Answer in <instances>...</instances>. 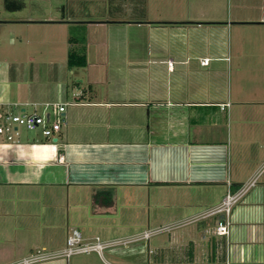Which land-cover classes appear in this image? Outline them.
Returning <instances> with one entry per match:
<instances>
[{
    "label": "crops",
    "instance_id": "obj_1",
    "mask_svg": "<svg viewBox=\"0 0 264 264\" xmlns=\"http://www.w3.org/2000/svg\"><path fill=\"white\" fill-rule=\"evenodd\" d=\"M81 2L0 21L65 37L85 24L87 34L82 68H67L64 49L42 65L0 63V117L65 104L51 140L0 136V264L60 252L70 230L112 242L161 227L170 230L154 247L159 234L32 264H264V0H169L179 8L166 14L137 0L138 16L119 9L130 0H72ZM2 10L21 12L3 0ZM253 179L228 217L207 215ZM225 220L228 234L217 235Z\"/></svg>",
    "mask_w": 264,
    "mask_h": 264
},
{
    "label": "rangeland",
    "instance_id": "obj_2",
    "mask_svg": "<svg viewBox=\"0 0 264 264\" xmlns=\"http://www.w3.org/2000/svg\"><path fill=\"white\" fill-rule=\"evenodd\" d=\"M131 1H136V0H131ZM169 0H154L155 4L160 3V6H151L148 8V10L156 11V12H161V13H168L167 10L172 8L174 10L175 8H179L178 6H168L169 2H165ZM174 1V0H172ZM70 2V3H69ZM182 2V0H181ZM63 4L65 8V12L67 8L73 9L76 8L77 6H80L79 4H83L84 2L78 3L74 5L72 3V0H24V8L21 10V12L17 14H9L5 13L2 10V0H0V21L2 20H10V18H47L51 17V13L54 16H58L55 11H52V8L56 4ZM108 4L107 2H105ZM166 4L167 6H163V4ZM104 4V8L106 9L107 6ZM125 4V3H123ZM121 7L119 8L121 11L125 12V14L132 13L135 16H138L139 12L141 11V6L133 2L128 3V5H120ZM110 11L113 12V7H110ZM127 11V12H126ZM143 13V12H142ZM43 14V15H42ZM153 14V13H152ZM42 15V16H41ZM41 16V17H39ZM95 29V28H92ZM59 30L56 28H53L51 26H0V63L4 62H13L14 59L19 60L22 64L27 63V57H33L35 63L37 64H43L46 62H53L57 61V57L60 58L62 54V50L66 51L64 56H67L68 49L70 48L68 46V32H66V37L63 35H60ZM57 33V34H56ZM56 34V35H55ZM86 36V46L85 49L87 48V34ZM130 36V35H129ZM104 38H102L100 41L106 43L105 40L107 41V38L105 35H103ZM101 38V37H100ZM258 37H256L254 34L246 35L245 37V45H256L258 43ZM133 39H136V37H127V40L130 41V44L132 45ZM240 43V42H239ZM231 44H233V37H231ZM52 48L60 49L61 52L58 51H53ZM48 53V54H47ZM49 58V60H47ZM6 60V61H4ZM6 62V63H7ZM233 63V62H231ZM1 65V64H0ZM80 77L82 79H85L86 72L82 69H78ZM29 70H26V74H28ZM231 80H234V71L233 68L231 67L229 69V74L227 75ZM28 80L30 76H27ZM68 81V86H71V82L73 83L76 80V77H71L70 75H67ZM28 112L32 111V108H27ZM39 111H41L39 109ZM19 131H25L29 134L34 133V131H26L23 128H19ZM162 228V227H161ZM169 231L162 232L157 236H154L150 239V247H154L155 245V240L160 238V237H165L168 235ZM142 243H145L144 241H140ZM135 245V244H133ZM159 245V243L157 244ZM131 246V245H130ZM128 247V245H126ZM105 254V253H104ZM105 256V255H104Z\"/></svg>",
    "mask_w": 264,
    "mask_h": 264
},
{
    "label": "built area",
    "instance_id": "obj_3",
    "mask_svg": "<svg viewBox=\"0 0 264 264\" xmlns=\"http://www.w3.org/2000/svg\"><path fill=\"white\" fill-rule=\"evenodd\" d=\"M208 59H203L201 65H207ZM63 105H51L45 108L48 112L44 115H38L36 113H4L0 117V136L7 140H15L19 136V128H23L26 131H39L42 139L44 141L51 140L59 133L61 124L63 123ZM222 105L221 108H223ZM62 159V158H61ZM256 184V179L242 185L234 193L227 192V194L222 199L220 205L209 211L207 215H212L216 213H222L228 217L231 207L235 205L239 199L254 185ZM229 223L227 220L219 223L216 228V234L220 236H225L228 234ZM170 227H163L153 230H148L142 232L136 237H132L125 240H116L112 242H103L98 237H95L91 242H84L77 230H70L69 234L65 240V248L57 253L50 255H45L40 252H35L28 257L22 259L17 264H32L41 260L51 259V258H65L68 259L73 255L78 254H88L91 252H96L102 254V252L108 248L127 245L140 240H148L150 237L160 234L162 232L169 231Z\"/></svg>",
    "mask_w": 264,
    "mask_h": 264
},
{
    "label": "trees",
    "instance_id": "obj_4",
    "mask_svg": "<svg viewBox=\"0 0 264 264\" xmlns=\"http://www.w3.org/2000/svg\"><path fill=\"white\" fill-rule=\"evenodd\" d=\"M131 1V0H130ZM137 1V0H136ZM134 2L135 5L137 2ZM3 8L6 12L19 11L24 8V0H3ZM86 27L85 24H71L68 27V46L66 65L67 68H82L86 65L85 46H86Z\"/></svg>",
    "mask_w": 264,
    "mask_h": 264
}]
</instances>
